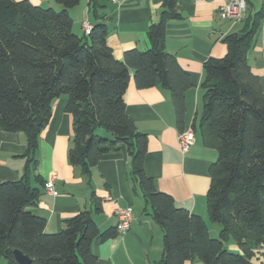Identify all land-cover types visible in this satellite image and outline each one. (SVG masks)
Wrapping results in <instances>:
<instances>
[{
	"label": "trees",
	"instance_id": "obj_1",
	"mask_svg": "<svg viewBox=\"0 0 264 264\" xmlns=\"http://www.w3.org/2000/svg\"><path fill=\"white\" fill-rule=\"evenodd\" d=\"M56 1L63 6L59 11L29 0H0V127L24 132L26 156L35 161L53 101L67 96L72 165L89 174L104 156L123 147L129 154L144 212L164 231L163 256L150 264H251L254 248L264 245V89L247 54L264 7L245 17L242 30L224 37L225 57L204 64V106L194 129L219 152L207 193L209 219L221 225L219 237H212L201 215L178 206L147 174L148 134L138 130L125 108L133 73L138 88L160 86L170 92L183 131L191 77L165 47L168 21L181 17L179 0H163L160 19L148 29L150 47L129 49L123 59L108 44L109 26L100 20L97 0L91 7L98 20L83 37L73 31L70 14L80 0ZM40 194L26 177L0 182V261L18 264V249L29 264H100L92 242L115 236L117 227L101 231L83 211L65 219L60 231L47 233V218L31 209ZM230 240L240 252L226 247Z\"/></svg>",
	"mask_w": 264,
	"mask_h": 264
},
{
	"label": "crops",
	"instance_id": "obj_2",
	"mask_svg": "<svg viewBox=\"0 0 264 264\" xmlns=\"http://www.w3.org/2000/svg\"><path fill=\"white\" fill-rule=\"evenodd\" d=\"M21 1V0H16ZM35 5L61 10L56 0H29ZM100 20L109 26L108 44L116 58L125 51L150 47L148 29L160 19L163 0H131L121 7L114 0H97ZM223 0H179V19L166 25V50L177 57L191 77L192 86L185 96L186 112L182 130L193 129L195 142L186 152L179 147V133L170 92L160 86L138 88L133 73L125 93V108L139 131L148 134L145 169L159 190L170 194L176 204L201 215L212 236L220 233L221 225L209 219L207 193L211 186L210 168L218 157L216 148L205 145L195 123L204 106V64L223 58L228 53L224 37L242 30V22L223 19L218 12ZM264 7V0H249L247 15ZM73 31L85 36L84 23L94 25L91 0H80L70 9ZM248 63L260 77L264 89V16L247 54ZM65 95L53 101V113L40 134L35 161H29L27 136L24 132L7 131L0 127V182L18 181L26 177L31 186L41 191L31 209L47 218L45 231L55 233L64 227V220L80 212H89L101 231L117 227V234L105 240H94L92 250L100 264H150L158 261L164 251V231L145 214L146 202L130 174V158L125 147L118 153L104 156L91 173L72 165L69 150L73 137V115L66 110ZM53 173L56 195L46 189ZM130 207L133 220L130 229H118L117 209ZM232 249L240 250L232 241ZM251 264H264V245L254 248ZM5 261V259L0 261ZM184 264H203L199 260Z\"/></svg>",
	"mask_w": 264,
	"mask_h": 264
},
{
	"label": "built area",
	"instance_id": "obj_3",
	"mask_svg": "<svg viewBox=\"0 0 264 264\" xmlns=\"http://www.w3.org/2000/svg\"><path fill=\"white\" fill-rule=\"evenodd\" d=\"M121 7L123 4L131 0H114ZM224 4L220 8L218 14L221 18L232 21L233 23L242 22L248 11L249 0H223ZM93 25L89 22L84 23L85 34L91 33ZM195 142V131L193 129H186L179 133V147L182 152L188 151V149ZM58 178L57 173H53L46 182V189L50 194L56 195L55 183ZM117 216L119 219L118 229L121 233H126L131 226L133 220V211L130 207L118 208Z\"/></svg>",
	"mask_w": 264,
	"mask_h": 264
},
{
	"label": "water",
	"instance_id": "obj_4",
	"mask_svg": "<svg viewBox=\"0 0 264 264\" xmlns=\"http://www.w3.org/2000/svg\"><path fill=\"white\" fill-rule=\"evenodd\" d=\"M15 259L18 264H29L30 263V258L23 254L20 250L16 249L14 251Z\"/></svg>",
	"mask_w": 264,
	"mask_h": 264
},
{
	"label": "rangeland",
	"instance_id": "obj_5",
	"mask_svg": "<svg viewBox=\"0 0 264 264\" xmlns=\"http://www.w3.org/2000/svg\"><path fill=\"white\" fill-rule=\"evenodd\" d=\"M212 236V235H211ZM212 237H219V234H217L216 236H212ZM232 240H230L229 242H227V244H226V247L229 249V250H233L232 249ZM233 251H235V250H233ZM237 252H240V250H237ZM1 264H7L5 261H2V263Z\"/></svg>",
	"mask_w": 264,
	"mask_h": 264
}]
</instances>
